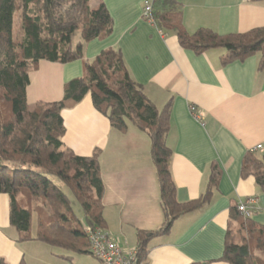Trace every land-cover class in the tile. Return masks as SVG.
I'll list each match as a JSON object with an SVG mask.
<instances>
[{
	"label": "crops",
	"instance_id": "0c3cea01",
	"mask_svg": "<svg viewBox=\"0 0 264 264\" xmlns=\"http://www.w3.org/2000/svg\"><path fill=\"white\" fill-rule=\"evenodd\" d=\"M144 1L88 0L91 9L104 3L113 26L107 37L86 43L83 60H92L104 49H119L130 76L153 104L158 109L170 104L166 144L171 150L170 171L178 202L194 200L204 192L211 164L220 169L210 201L176 218L166 234L149 240L147 264H228L221 256L230 208L255 197L252 218L264 226V190L254 177L241 175L247 151L264 160L260 53L223 64L225 48L201 54L182 48L173 31L161 32L143 18ZM176 1L188 33L201 27L228 34L264 26V0ZM82 73L81 59L40 60L28 74L27 102L60 100L64 84ZM190 106L200 118L192 115ZM61 116L63 148L82 156L98 153L106 229L124 247H135L138 230H155L163 221L148 136L132 124L124 132L113 128L94 107L90 94L62 109ZM16 238L9 222V197L0 194V258L6 264H30L34 257H27L26 262V254H37L55 264L59 252L48 244ZM79 255L85 257H76L78 261L99 264L88 254Z\"/></svg>",
	"mask_w": 264,
	"mask_h": 264
},
{
	"label": "trees",
	"instance_id": "16d2710c",
	"mask_svg": "<svg viewBox=\"0 0 264 264\" xmlns=\"http://www.w3.org/2000/svg\"><path fill=\"white\" fill-rule=\"evenodd\" d=\"M151 9L154 26L161 32L173 31L182 48L196 54L225 48L223 64L259 52L258 69L264 70V26L228 34L201 27L188 33L176 0H151ZM16 16L21 35L13 40ZM112 26L104 3L91 9L88 0H0V194L9 197V222L18 242L36 240L73 254H91L84 227L106 228L98 153L77 155L63 148L61 140L65 133L61 110L90 94L94 107L113 128L124 132L132 124L149 138L163 221L155 230L137 231V264H147L149 240L166 234L179 216L209 202L220 169L214 163L210 165L207 186L198 198L176 200L171 150L166 144L170 104L162 109L153 104L130 76L119 49H104L92 60H83L86 43L107 37ZM78 30L80 38L74 40ZM76 59L83 61V73L64 84L60 100L27 102L28 74L40 60L67 63ZM241 175L254 177L264 190L263 158L247 151ZM59 183L71 192L81 208V217ZM239 203L229 211L221 260L228 264H264V226L253 220V212L246 215L239 211ZM232 222H239L237 234L231 232ZM0 264H6L3 258Z\"/></svg>",
	"mask_w": 264,
	"mask_h": 264
},
{
	"label": "built area",
	"instance_id": "2783aa9c",
	"mask_svg": "<svg viewBox=\"0 0 264 264\" xmlns=\"http://www.w3.org/2000/svg\"><path fill=\"white\" fill-rule=\"evenodd\" d=\"M151 0L143 2L142 15L143 18L150 24L155 25V20L151 15ZM190 112L195 118H200L194 106H190ZM257 145L256 148H260ZM256 202L253 196L247 197L244 201L238 204V210L246 215H249L252 205ZM85 234L89 241V250L91 254L97 258L102 264H137V248L124 247L114 238L111 232L102 227H84Z\"/></svg>",
	"mask_w": 264,
	"mask_h": 264
},
{
	"label": "rangeland",
	"instance_id": "374dc122",
	"mask_svg": "<svg viewBox=\"0 0 264 264\" xmlns=\"http://www.w3.org/2000/svg\"><path fill=\"white\" fill-rule=\"evenodd\" d=\"M20 35H21L20 19L16 16L15 19H14V26H13V40H16L17 36H20ZM79 38H80V31L78 30V31H76V33L74 35V40H77ZM61 187L64 190V192L67 193L68 196L70 197L71 204H72V207H73L76 215L77 216H81L82 215L81 208L78 205V203L75 201V199L73 198L71 192L67 188H65L63 185H61ZM35 228H36V220H35V217L33 216V219H32V232L35 230ZM230 228H231V232L237 234V231L239 229V222L230 223ZM48 246L53 250V252H55V251L59 252V254L57 255V260H55V264H85V263H83L81 261L76 260V257H85L84 255L80 256L79 254H73V253H70L68 251H65V250L60 249V248L55 247V246H50V245H48ZM88 255L92 259H95L99 264L102 263L97 258H95L92 254H88ZM256 255L259 256V254L257 252H256ZM27 257L30 260H32V257H34L33 261H31V262L29 261L28 262L27 261ZM48 261H52V259H50V258L49 259H40L37 254H34L32 256L26 254V262H28L30 264H49ZM53 263H54V260H53Z\"/></svg>",
	"mask_w": 264,
	"mask_h": 264
}]
</instances>
